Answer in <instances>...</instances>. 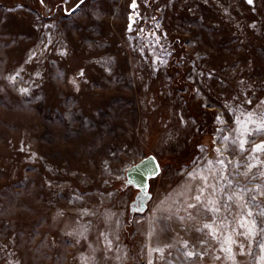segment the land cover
Here are the masks:
<instances>
[{
  "label": "rangeland",
  "instance_id": "obj_1",
  "mask_svg": "<svg viewBox=\"0 0 264 264\" xmlns=\"http://www.w3.org/2000/svg\"><path fill=\"white\" fill-rule=\"evenodd\" d=\"M261 123L264 0H0V264H264Z\"/></svg>",
  "mask_w": 264,
  "mask_h": 264
},
{
  "label": "water",
  "instance_id": "obj_2",
  "mask_svg": "<svg viewBox=\"0 0 264 264\" xmlns=\"http://www.w3.org/2000/svg\"><path fill=\"white\" fill-rule=\"evenodd\" d=\"M160 164L156 156L148 154L127 167L125 171V186L137 189L135 201L132 203L130 212H144L151 198L149 190L150 179L158 175Z\"/></svg>",
  "mask_w": 264,
  "mask_h": 264
},
{
  "label": "snow or ice",
  "instance_id": "obj_3",
  "mask_svg": "<svg viewBox=\"0 0 264 264\" xmlns=\"http://www.w3.org/2000/svg\"><path fill=\"white\" fill-rule=\"evenodd\" d=\"M81 3H83V0H81ZM249 3H251V0H249ZM77 7H79V5H77ZM22 91H27L26 89L22 90ZM258 130H264V123H261L259 125ZM258 149L264 148V144L258 145L257 146ZM197 199H199V197H197Z\"/></svg>",
  "mask_w": 264,
  "mask_h": 264
},
{
  "label": "bare ground",
  "instance_id": "obj_4",
  "mask_svg": "<svg viewBox=\"0 0 264 264\" xmlns=\"http://www.w3.org/2000/svg\"><path fill=\"white\" fill-rule=\"evenodd\" d=\"M131 7H132V8L135 7V4H131ZM129 16H130V19H132V17H133L134 15H133V14H130Z\"/></svg>",
  "mask_w": 264,
  "mask_h": 264
}]
</instances>
